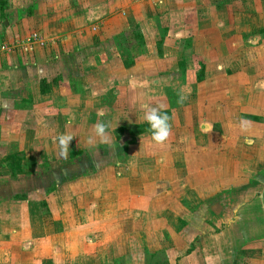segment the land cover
Segmentation results:
<instances>
[{"label": "crops", "instance_id": "crops-1", "mask_svg": "<svg viewBox=\"0 0 264 264\" xmlns=\"http://www.w3.org/2000/svg\"><path fill=\"white\" fill-rule=\"evenodd\" d=\"M190 1L187 7L182 9L185 12L180 16L182 21H179L182 28L174 34L171 33L175 39L188 38L191 54L198 55L202 60L199 62L202 64V68L199 67L202 85L197 86L201 93L198 91L197 98L190 100L194 97V91H190V88L187 89L183 85V91L181 87L176 91L188 95L186 102H189L184 119L174 105L170 106L169 110L164 109L170 117L171 135L163 144L152 140L149 128L138 132L126 129L130 124L143 128L147 123L144 120V111L149 107L151 93L144 87V81L148 73L151 74L155 69L149 71L150 62H147L146 58H141V64H125L123 59L119 58L113 62L118 53L115 54V50L109 49L105 58L104 55L99 58L95 56L96 59L91 57L83 65L77 61L79 73L83 71L89 76L85 83L74 79L75 77L69 74V67L64 65L65 55L71 56L74 61L79 58L78 44L81 37L94 38L98 43L100 40L103 42L106 36L123 31L126 23L121 13L111 15L105 21L95 22L92 13L96 9L91 10L94 6L87 4V10L92 11L89 12L91 16L88 21L85 19L84 26L76 31L64 34L68 23L64 25L62 12L60 20L63 19V22L60 23L59 29L63 32L59 34L56 30V34L54 31L55 36L50 40H42L44 46H17L12 51H0V107L8 106L6 104H12L14 107L13 122L0 125L1 140L2 137H15L18 141L17 152L23 151L24 155L46 152L47 155L44 158L46 165L40 164L43 162L42 158L36 162L30 161L26 166L18 162L6 163L8 181H14L17 175H21V170H26L25 167H28L29 175L35 176L36 179L31 181L32 187L23 191L20 189L21 192L17 185L13 186V190L9 188V191L0 194V264H51L57 259L55 253L60 248L65 251L66 264H116L118 259L111 253V241L103 247L108 248L104 255L93 259L96 261L84 258H89L91 253L94 256V249L103 243L104 235L110 233L114 236L119 217L123 218L124 225L118 230L123 231L118 237L120 241L127 242L129 251L125 257L127 255L130 260L136 249L146 246L143 239L147 234L153 232L156 241H159L161 236L163 242L166 231L177 230L166 227L169 210L173 208L184 212V215L190 214L192 209L185 206V200L190 197L187 192L196 193L198 199L202 200V206L207 209L222 200L225 192L244 187V177L249 173L254 176L253 187H250L253 190L248 188L247 194L243 188L234 193L238 202L236 215L225 224L224 232L231 235L237 231L235 237L239 238L241 244H245L242 246L245 253L240 255L238 264H264V71L260 70L261 66L259 69L252 66L256 57L253 53H247L251 47L248 48L246 42L251 40V36H247L242 29L235 34L233 42L230 38L222 43L224 45H220V41H223L219 35L220 27L213 28V24L222 25L225 19L217 15V0ZM258 6L259 3L255 4V7ZM176 8L178 9V6ZM194 9L198 14L193 17L189 12ZM96 11V16L105 17L106 11ZM59 17V13H54L46 19L56 21ZM258 18L252 19L259 23ZM82 19L83 17H78L80 23ZM4 25H7V21H4ZM208 25L210 26L206 29L199 27ZM90 28L96 29L97 33ZM84 30L87 33H83ZM106 31H110V34H105ZM4 32H0V38L6 37L1 36ZM260 37V33H256V36L252 37L253 43L258 42ZM18 40H21L22 46L26 45L24 40L18 39L17 34H13L8 42L14 43ZM91 42L89 46L92 48L89 52L95 48L93 41ZM255 48L259 50L258 46ZM162 50L164 51V48ZM162 50L158 49V56H162ZM151 54L153 55L152 52ZM102 71L108 72L109 85L101 91H96L94 84L99 81ZM105 76L107 75H103ZM117 78L121 82H118ZM27 84L29 87L34 85L32 88L36 95L33 96L32 103L39 101L42 104L39 98L49 96L45 98V103H52V109L65 125L62 132L55 135L73 136V145L69 147L68 154L81 149L79 144L83 143L84 136H94V125L98 121L111 122L109 133L112 142L129 134V139L133 140L131 143L138 147L140 154L136 161L141 165L140 176L116 177L110 171L112 166L99 168L91 177H78L74 172H68L65 167L53 169L49 165L48 155L57 153V158L60 157L56 137L48 141L49 145L45 143L42 148H35V141L40 138V133L31 132L28 126H16L20 124L16 115L19 105L28 101L19 96L22 87H27ZM133 84L135 86H132ZM41 86L45 89L42 90ZM120 88L126 92H121ZM135 91L143 94V98L130 94H135ZM100 110L105 112L103 117L97 116ZM31 111L32 109H29V112ZM33 114H28L26 119ZM86 130L92 135L86 134ZM81 135L83 136L79 137ZM147 138L150 141H147ZM96 142L99 143L98 139ZM233 144L235 149L232 148ZM244 159L247 160L246 163ZM148 163L157 168L158 175L155 180L146 176L149 173L148 168L144 166L148 167ZM38 167L49 169L51 173L45 174L51 179V183H55L45 197L36 195L38 190L41 191L43 184L42 171H37ZM103 188L107 191L103 192ZM22 192L27 194L23 198L18 196ZM149 214L153 216L150 224L147 218ZM6 217L8 219H5ZM86 217L89 219L85 220ZM85 233H89V240L85 238ZM101 236L102 239H96ZM73 245L75 250L72 249ZM252 247L255 248L253 251H257L253 257L248 255V249ZM140 257L141 253H136V259ZM62 259L63 257L59 256V260L64 262Z\"/></svg>", "mask_w": 264, "mask_h": 264}, {"label": "rangeland", "instance_id": "rangeland-1", "mask_svg": "<svg viewBox=\"0 0 264 264\" xmlns=\"http://www.w3.org/2000/svg\"><path fill=\"white\" fill-rule=\"evenodd\" d=\"M6 1L7 7L4 10L3 16L0 17V32L5 31L1 36L6 35V37H4V39L0 38V46L3 43L12 44V42L8 41H10L13 34H17L18 39L24 40L23 43L27 42L30 46H44L45 43L43 44L42 40H50L52 36H55L53 33L54 31L56 34V30L59 31V34L63 32V30L59 29L61 28L60 23L63 22V19L60 20L62 12H64V25H67L68 23L65 28L66 30H64V34H66L65 32H74L84 26V20L87 19L88 21L89 16H91L89 12L93 9H96L99 12L103 10V13L106 11L104 17V15L96 16L95 13L97 11L94 10L92 15L93 19H96L93 20L95 22H100L102 20L105 21L111 15L121 13L120 15L126 23V28L123 31H119L114 35L111 34L110 36H106L105 40H103L104 44L98 36L97 37L100 40L98 43H96L97 41L94 40V38H88V36L85 38L81 37L78 44L80 49L79 58L74 61L71 56H64V65H66L65 67L67 68L69 67V74H72L75 77H73L74 79H80V81H84L85 83L89 76L87 77V74L83 71H80L79 73V64L83 65L91 57L96 59L95 56L99 58L104 55L103 57L105 58L107 56V50L112 49L115 50V54L118 53V56L113 58V62L118 61L119 58L123 59L125 64L126 62L141 64L140 60L144 57L147 62H150L148 64L149 71L151 72L152 69H155L151 74L148 73L147 79L144 81V87L147 91L150 90L151 93L150 100L148 101L149 107L163 105L165 110H169L170 106L174 105L180 110L182 119H184L185 109L187 108L186 105L189 102H186V100H188V95H183L184 93H177L176 91L180 90V87L182 91L184 90V87L187 89L190 88V91H194V97L190 100L197 98L198 91L201 93V90H199L197 86L202 85V77L199 76V69L201 70L202 68V64L199 62L202 60H200L198 55L191 54L192 50H190V40L188 38L175 39L173 36L175 31L180 29V27L182 28V25L179 24V21H182L180 16L184 15L183 13L185 12L182 9L183 7H187L189 2H191L190 0ZM257 3H259L260 6L255 7V4ZM87 4L94 6V8H89V10H91L88 11L86 7ZM177 6L178 9L176 8ZM215 10L218 16H222V18L225 19V21L223 20L224 24L222 25L220 24L219 26H216V23L213 24V28L215 27L217 29V27H220L219 35L223 40L220 41V45L224 43L226 39H234L235 34L239 33L242 29L244 33H247V36H251V38L249 37L251 40L246 42L247 47H251L250 50L247 48L249 50L247 53H253L255 55L254 57H256L252 66H254L255 69H259V66H261L260 70L264 71V0H217ZM54 13L60 14L59 19L56 21L54 19H49L48 21L46 17H50V15L52 16ZM189 13L193 17L198 14L195 9ZM206 15L209 16L208 13ZM79 16L83 17L81 23L78 21ZM258 16L260 18H258ZM252 18H258L260 22L256 23ZM4 21H7V25H4ZM57 22H59L58 25L54 24ZM87 25L89 26V24ZM209 26L210 25L199 27L200 29H206V27ZM90 30L97 33L96 29L93 30L90 28ZM85 32L87 33L86 30L83 31V33ZM171 32H173V34ZM258 32L261 37L259 40L257 39L258 42L253 43L252 37L256 36V33L258 34ZM32 33H36L38 37L36 39L31 38L33 37ZM104 33L110 34V31ZM2 41L4 42L2 43ZM91 41H93L95 48H93L94 50H92V52H89V49L92 48L89 46L92 43ZM97 46H99V48H97ZM253 46L255 52H253ZM256 46H258L259 50L255 48ZM162 48H164V51ZM158 49H160V51L162 50V56L157 55ZM86 50L87 52H84ZM77 61L79 64H77ZM103 75L107 76L103 77ZM117 80L118 82H121L120 79L117 78ZM107 85H109L108 72L102 71L100 73L99 81L97 84H94V89L96 91H101ZM183 85L184 87H182ZM33 86L34 85L31 84V87H29L27 84V87H22V91L19 94V96L28 101L19 105L18 113L16 115L17 121H19L20 124L18 123L16 126H28L31 132L34 131L36 134L40 133V138L35 141V148H42L45 143L49 145L48 141H50L51 138L58 137L55 134L64 129L65 125L52 109V103L48 101L45 103V98L49 96L45 95L46 97L41 96L39 98V100L41 99V102H43L42 104H40L39 101L36 104L32 103V100L34 99L33 96L36 95L32 88ZM121 87H123V85ZM41 89L44 90L45 88L41 86ZM120 89L121 92H126L122 88ZM135 92V94L132 92H130V94L133 96L140 95L139 98H143V94L141 95V93H137V91ZM124 93H122V95H124ZM50 97L56 99L51 95ZM6 105L8 106H5L4 108L0 107V125L2 126L6 125L4 123L13 122L14 119L13 105ZM29 109H32V111L29 112ZM30 113L34 114L26 119L27 115ZM146 124L143 128H136L134 124H130L129 126H126V129L133 132H138L142 129L148 130L150 126L148 123ZM9 129H11V127ZM85 133L92 135L88 130H86ZM128 135L129 134L123 135L120 140L112 142L110 145L96 142L93 146L88 145L87 140L89 137L86 135L84 136L83 143L80 142L79 144L82 146L79 147L81 149L68 154L67 158L64 159L61 156L57 158V153L52 154L53 158L52 155L49 154V165L53 169L65 167L68 172H74L78 177H91L99 168L106 169L110 166L113 167L110 171H112L116 177L140 176L141 165L139 164V161H136L140 151L134 143H131L133 140H130ZM82 136L83 135L79 137ZM148 139L149 138H147V141H150ZM72 145L73 143L70 144L71 147ZM232 148L235 149L234 144ZM14 150L16 152H14ZM17 151L18 141L15 137L12 139L9 137H2V140L0 137V194L6 190L9 191V188L13 190V186L16 187L17 185L19 186L18 190L22 189L23 191L27 187H32V182L36 179L35 176L29 175L28 167H25L26 170H21V175H17L14 181H8L9 176L6 163L14 164V162H18L24 163L26 166L30 161L36 162L39 161V158H42L43 162L40 164L46 165L47 161L44 159L47 157L46 152L34 153L33 155L27 153L24 155L22 154L23 151ZM167 153H170V151H167ZM166 155L170 156L168 154ZM246 161L247 160L244 159V163H246ZM123 163L127 165L123 166ZM63 164H66V166H63ZM130 167H132V169ZM144 168H148L149 174L146 176L155 180V177L158 175L157 168L152 163H148V167L144 166ZM37 171H42L43 184H40L42 189L41 191L38 190L36 195L38 197H45L49 194L48 191L54 187L55 183H51V179L47 178L45 174L47 172L51 173L49 169L38 167ZM245 171L247 170L245 169ZM99 175L102 176L103 174ZM262 175L264 176V170L262 171ZM253 177L254 176H252L251 173L246 174L244 177L246 180L244 187H239L236 191L230 190L229 192H225V197L222 198V200L212 204L207 209L202 206V200L198 199L196 193L187 192V195L190 197L185 200V206L190 207L192 212L188 215H184V212H179L176 209L171 208L169 210V220H167L166 227L170 230L177 228V230H175V232L166 231V238L163 242L161 241V236L160 240L156 241V235H153V232L149 235L147 234L145 239H143V243L146 246H144V248L141 246L136 249L133 258H130V260L127 258V255L125 257V254L129 251L127 242L124 243L122 240L120 241L118 237L120 233H123V231L118 232V230L124 225L123 218L119 217L116 223L117 231L113 233L114 236L110 233V235H104L105 238L103 239V243L99 244L97 249H94V256L91 253L88 256L89 258L84 259L96 261L93 259L104 255L108 248L103 249V247L111 241L113 242L110 244V248L112 249L111 253L118 259L116 264H238V259L241 258L240 255L245 253L242 247L245 244H241L239 238L235 237L237 231H234L231 235L226 234L224 232L225 224H227L230 219H234V215H236L238 202L234 198V193L241 191L243 188L247 193V189L253 187ZM38 181H40V179ZM87 185L90 187L89 183ZM218 186H220V184ZM250 189L253 190V188ZM105 191L107 190L103 188V192ZM25 195L27 194L22 192L21 195L18 196L23 198ZM108 213L109 212H107V214ZM147 218L150 224L153 216L149 214ZM5 219L8 218L6 217ZM84 219L88 220L89 218L86 217ZM127 228L129 227L127 226ZM88 235L89 233H85V238H87V240H89ZM122 236L124 235L122 234ZM116 237L118 238L116 239ZM96 239H102V236L96 237ZM72 247V249L75 250L74 245ZM253 249L255 248L252 247L248 249V255H251L252 257L257 252L253 251ZM139 252L141 253V257L140 259H136V253L138 254ZM64 253L65 251H63L62 248L58 249L55 253L57 259L51 264H66L67 261L64 258ZM70 255L69 252V258ZM59 256L63 257L64 262L59 260ZM92 264L103 263L92 262Z\"/></svg>", "mask_w": 264, "mask_h": 264}, {"label": "clouds", "instance_id": "clouds-1", "mask_svg": "<svg viewBox=\"0 0 264 264\" xmlns=\"http://www.w3.org/2000/svg\"><path fill=\"white\" fill-rule=\"evenodd\" d=\"M132 86H135L134 84ZM183 99V97H182ZM105 112L98 111L97 116L103 117ZM144 120L148 123L151 138L157 144L165 143L171 135L170 117L164 111V106L147 107L144 111ZM112 127L111 122L98 121L94 125V136H90L87 140L88 145L93 146L97 139L101 144H111L112 138L109 129ZM73 136L70 134H61L55 140L59 146V155L62 158H67L68 149Z\"/></svg>", "mask_w": 264, "mask_h": 264}, {"label": "built area", "instance_id": "built-area-1", "mask_svg": "<svg viewBox=\"0 0 264 264\" xmlns=\"http://www.w3.org/2000/svg\"><path fill=\"white\" fill-rule=\"evenodd\" d=\"M32 36L31 38H34L36 39L38 36L36 33H32ZM29 41V40H28ZM12 45V46H11ZM28 43L26 42V45L22 46V43L20 40L12 43V44H9V43H3L1 46H0V50L3 51V52H8V51H12L14 50L17 46H21V47H25L27 48L28 47Z\"/></svg>", "mask_w": 264, "mask_h": 264}, {"label": "trees", "instance_id": "trees-1", "mask_svg": "<svg viewBox=\"0 0 264 264\" xmlns=\"http://www.w3.org/2000/svg\"><path fill=\"white\" fill-rule=\"evenodd\" d=\"M7 7V1L6 0H0V17L3 16L4 10Z\"/></svg>", "mask_w": 264, "mask_h": 264}, {"label": "water", "instance_id": "water-1", "mask_svg": "<svg viewBox=\"0 0 264 264\" xmlns=\"http://www.w3.org/2000/svg\"><path fill=\"white\" fill-rule=\"evenodd\" d=\"M5 24H6V22H5Z\"/></svg>", "mask_w": 264, "mask_h": 264}]
</instances>
